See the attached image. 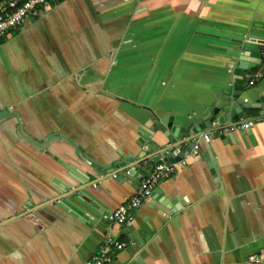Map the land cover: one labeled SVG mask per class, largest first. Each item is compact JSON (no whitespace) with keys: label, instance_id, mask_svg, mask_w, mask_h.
I'll list each match as a JSON object with an SVG mask.
<instances>
[{"label":"crops","instance_id":"1","mask_svg":"<svg viewBox=\"0 0 264 264\" xmlns=\"http://www.w3.org/2000/svg\"><path fill=\"white\" fill-rule=\"evenodd\" d=\"M171 126L199 148L108 219ZM109 237V264H264V0H54L0 40V264H86Z\"/></svg>","mask_w":264,"mask_h":264},{"label":"built area","instance_id":"2","mask_svg":"<svg viewBox=\"0 0 264 264\" xmlns=\"http://www.w3.org/2000/svg\"><path fill=\"white\" fill-rule=\"evenodd\" d=\"M53 1L54 0H1L0 40L4 38L11 30L16 29L27 18L36 15L42 7L49 5ZM261 75V71L255 72L252 79L249 80V83H254L255 78ZM251 125V121H243L241 123H232L227 128L235 129L237 127H242L244 129H248ZM203 137L208 141L210 139V134L204 133ZM192 143L194 150L199 148L195 138L192 139ZM188 155L189 152L184 150V154L178 161H168L163 157H160L159 161L151 168V170L143 176L136 192L124 203L119 205L110 213H107L105 216L113 221L123 224H130L133 219L132 211L138 208L147 197L153 194L161 178H163L168 173L173 172L178 164L187 163ZM126 244L127 243L125 241H119L109 237L107 244L101 247L98 253L92 255L87 260L86 264H109L112 259L109 253L111 247L119 249ZM251 259L260 261L261 256L253 254L251 255Z\"/></svg>","mask_w":264,"mask_h":264},{"label":"water","instance_id":"3","mask_svg":"<svg viewBox=\"0 0 264 264\" xmlns=\"http://www.w3.org/2000/svg\"><path fill=\"white\" fill-rule=\"evenodd\" d=\"M236 101L237 102H234V104H233L234 108L231 111L225 113V116L229 117L233 121L239 120L240 117L244 116V113L241 110L242 102L238 96L236 97ZM159 126L162 127L160 124H159ZM164 131H165L166 136H167V142L166 143L160 144V142L157 139H155L154 137H152V139H149L147 142L143 141L144 144L142 145L143 146L142 150L144 151V155H143L144 157L143 156L138 157L137 158L138 162H141V161L143 162L146 160L148 161L151 158L158 161L160 156H163L165 160L174 161L175 160L173 157L174 155L177 154L178 157H176V158L180 159L181 156L184 154V149L181 150L178 147H176L178 144H180L182 142H187L186 144H188L189 146H193L192 139L194 138V136H196L194 134L196 132L195 130L189 131L188 134H186L183 132L184 130L182 127L171 126L170 131H167L165 129H164ZM174 138H177L179 141H177V139H174ZM173 147H176L175 151L173 153H170L169 149L173 148ZM89 160L91 161L92 167L97 169V171H100L101 168L105 166L104 164L100 163L99 161H96L95 159L89 158ZM131 161H133V160H131ZM119 164H120V166H124L123 163H119ZM133 165H135V163L129 164V167L133 166ZM109 168L110 169L113 168V165H110ZM89 177H91L92 179H95L98 176L95 175V173L90 172ZM80 182L83 183L84 181L80 179ZM77 189H75V190H77ZM79 189H83V188H79ZM59 198L60 197H57L56 200H58ZM61 198L64 202L68 203V201H66L65 196L61 197Z\"/></svg>","mask_w":264,"mask_h":264}]
</instances>
